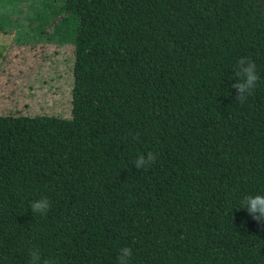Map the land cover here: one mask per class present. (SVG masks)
Wrapping results in <instances>:
<instances>
[{
  "label": "trees",
  "instance_id": "16d2710c",
  "mask_svg": "<svg viewBox=\"0 0 264 264\" xmlns=\"http://www.w3.org/2000/svg\"><path fill=\"white\" fill-rule=\"evenodd\" d=\"M47 7L73 45L71 113L0 115V264H118L122 247L130 264H264V220L241 207L264 195V0ZM240 57L259 76L242 104Z\"/></svg>",
  "mask_w": 264,
  "mask_h": 264
},
{
  "label": "rangeland",
  "instance_id": "374dc122",
  "mask_svg": "<svg viewBox=\"0 0 264 264\" xmlns=\"http://www.w3.org/2000/svg\"><path fill=\"white\" fill-rule=\"evenodd\" d=\"M62 1L0 0V115L70 117L73 45L47 7Z\"/></svg>",
  "mask_w": 264,
  "mask_h": 264
},
{
  "label": "clouds",
  "instance_id": "9594fccd",
  "mask_svg": "<svg viewBox=\"0 0 264 264\" xmlns=\"http://www.w3.org/2000/svg\"><path fill=\"white\" fill-rule=\"evenodd\" d=\"M235 75L239 78L236 83L232 85L233 88L237 90L236 100L239 103H244L248 96L253 93L259 76L256 71L255 62L249 57H240L234 67ZM157 159V154L149 151L146 155H139L135 161V167L140 169H145L150 164H152ZM246 208L251 216L257 220H264V195H248L243 198L242 206ZM239 207V208H241ZM30 208L33 213H39L45 215L49 208L50 202L47 197H41L39 199L33 200L30 203ZM30 264H56L54 259H43L39 249H32L29 253ZM133 255L132 249L130 247H122L118 254V264H130V259Z\"/></svg>",
  "mask_w": 264,
  "mask_h": 264
}]
</instances>
